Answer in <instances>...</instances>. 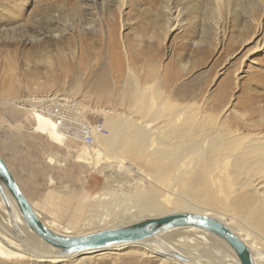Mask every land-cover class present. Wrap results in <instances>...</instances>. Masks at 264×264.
<instances>
[{
    "label": "rangeland",
    "instance_id": "1",
    "mask_svg": "<svg viewBox=\"0 0 264 264\" xmlns=\"http://www.w3.org/2000/svg\"><path fill=\"white\" fill-rule=\"evenodd\" d=\"M48 2L23 0V4L12 2L5 9L0 5V101L15 99V95L5 94L9 88L18 90L20 100L43 93L62 94L88 108L83 119L104 123L105 115L93 110L121 115L120 102L115 101L124 79L119 73L126 71L133 59L148 67L159 61L168 69L165 92L172 98L185 96L186 101L176 100L180 103L196 96L198 105L224 106L233 115L264 113V52H257L251 39L258 25L264 27V0ZM167 10L174 14L172 21ZM8 17L13 21L7 23ZM61 58L66 64L64 71ZM107 81L106 94L98 98V84ZM39 82L53 87L40 92ZM28 115L16 105L0 106V154L27 198L42 212L49 210L65 219H97L89 228L93 231L134 222L137 215L162 216L176 209L164 204L140 214L138 201L117 202L111 210L117 218L104 223L99 197L106 191L105 178L76 163L75 151L68 152L33 132ZM53 154H60V166L47 163ZM113 176L112 189L118 185L117 173ZM126 207L129 212L125 215ZM129 213H134L131 218ZM9 264L17 261L11 259ZM24 264L30 263L25 260ZM67 264L163 263L155 254L142 256L137 248L126 247L85 254Z\"/></svg>",
    "mask_w": 264,
    "mask_h": 264
},
{
    "label": "bare ground",
    "instance_id": "2",
    "mask_svg": "<svg viewBox=\"0 0 264 264\" xmlns=\"http://www.w3.org/2000/svg\"><path fill=\"white\" fill-rule=\"evenodd\" d=\"M12 2L22 3L23 0H0V5L5 9ZM167 12L172 21L174 14ZM9 21L13 19L8 17L6 22ZM251 39L256 42L257 52H264L263 26L258 25ZM3 43L5 48L9 47ZM130 62L132 65L119 73L124 79L121 85L117 84L115 95V101L120 102L118 110L123 114L93 110L105 115L104 125L108 131L106 136L98 135L93 146L72 136L73 125L86 123L83 115L88 108L69 96L43 93L20 100L18 90L9 88L5 94L15 95V99L0 101V106L16 105L31 113L27 121L33 126V132L45 135L68 152L75 151L76 163L105 178L106 191L99 197L103 202L99 208L105 216L104 223L117 218L113 216L115 213L111 214L117 202L138 201L140 214L172 204L176 209L170 213L194 212L222 221L250 247L255 264H264V113L233 115L224 106L220 109L206 103L198 105L196 96L180 103L176 100L186 101L185 96L174 99L170 92H165L170 73L159 61L152 62L149 67L138 65L133 59ZM65 66L61 58L63 71ZM41 83L40 92L53 87L50 83ZM98 85L97 97L102 98L106 94L104 89H108V81ZM57 98L76 105L60 106ZM26 103H30V107ZM211 107L214 110H210ZM60 158V154H53L47 158V163L60 166ZM116 173L118 181L114 180L118 185L112 189L115 185L111 180ZM29 201L43 223L63 236H83L123 226L117 223L90 231L97 219L60 218L49 210L42 212ZM124 212L125 215L129 212L127 207ZM129 214L127 216L131 218L134 213ZM93 216L97 218V215ZM137 216V220L161 217L158 214ZM126 247L137 248L142 256L155 254L163 264H240L223 240L196 227H177L141 242L63 255L29 228L13 197L0 183L1 263L9 264L15 259L17 264H24L25 260L30 264H67L85 254ZM175 255H181L187 261H180Z\"/></svg>",
    "mask_w": 264,
    "mask_h": 264
},
{
    "label": "water",
    "instance_id": "3",
    "mask_svg": "<svg viewBox=\"0 0 264 264\" xmlns=\"http://www.w3.org/2000/svg\"><path fill=\"white\" fill-rule=\"evenodd\" d=\"M31 116V113H29ZM0 183H3L16 202L29 228L48 245L63 255L87 250H99L123 243L141 242L155 234L177 227H196L223 240L235 253L240 264H255L250 247L227 225L217 218L194 212H175L158 218H145L83 236H63L49 229L33 209L29 199L0 154ZM180 261L187 259L175 255Z\"/></svg>",
    "mask_w": 264,
    "mask_h": 264
},
{
    "label": "built area",
    "instance_id": "4",
    "mask_svg": "<svg viewBox=\"0 0 264 264\" xmlns=\"http://www.w3.org/2000/svg\"><path fill=\"white\" fill-rule=\"evenodd\" d=\"M56 102L61 106L66 104L67 106H75L76 104L72 102H64L62 98H57ZM70 106V107H71ZM108 131L104 125V123H93L90 121H86L83 124H75L72 127V136L76 139L82 140V142L86 145L93 146L96 144L95 138L98 135L106 136Z\"/></svg>",
    "mask_w": 264,
    "mask_h": 264
}]
</instances>
